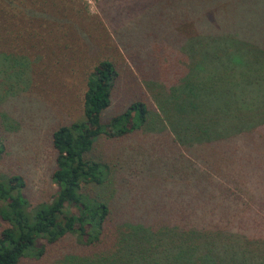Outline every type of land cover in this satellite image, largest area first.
Instances as JSON below:
<instances>
[{
  "label": "trees",
  "instance_id": "obj_1",
  "mask_svg": "<svg viewBox=\"0 0 264 264\" xmlns=\"http://www.w3.org/2000/svg\"><path fill=\"white\" fill-rule=\"evenodd\" d=\"M177 2L182 13H189L188 0ZM4 6L0 0V27L8 29L15 24V13ZM194 39L191 26V51L189 43L182 44L164 70L160 56L142 54L140 60L134 49L128 65L104 58L85 74L80 118L48 132L53 162L49 178L55 185L49 201L31 205L23 195L26 178L9 166V124L3 126L0 118V264L39 256L42 242L53 244L66 234L94 249L121 242L131 248L148 243L157 227L168 226L163 215L173 217L170 224L186 232L187 212L206 214L209 206L228 211L227 195L239 187L241 177H257L264 163L259 151L264 140L252 134L257 126L223 129L220 124L226 104L235 112L253 106L248 92L264 95L259 76H251L259 66L257 46L230 54L228 66L211 65L194 50ZM222 54L220 49L212 53ZM236 85L238 92H232ZM118 89L126 105L106 120L102 113ZM96 141L106 145L93 156ZM179 238L182 242L184 233ZM186 262L184 258L179 264Z\"/></svg>",
  "mask_w": 264,
  "mask_h": 264
},
{
  "label": "rangeland",
  "instance_id": "obj_2",
  "mask_svg": "<svg viewBox=\"0 0 264 264\" xmlns=\"http://www.w3.org/2000/svg\"><path fill=\"white\" fill-rule=\"evenodd\" d=\"M1 1L15 13V24L0 27V118L3 126L9 124L5 137L12 154L9 166L26 178L22 192L31 205L49 201L54 194L48 132L80 118L83 79L99 60L124 67L136 49L140 60L142 54L160 56L164 70L182 44L189 43L191 51L193 26V48L211 65H226L230 54L257 46L259 66L251 76H259L264 88V0H188L189 13H182L177 0ZM208 47L220 49L222 56L215 57ZM238 87L231 91L238 92ZM251 100L253 106L243 105L235 112L232 104H226L227 109L223 104L226 113L220 124L223 129L257 126L252 134L264 140V95L248 92L247 101ZM124 105V93L118 89L102 116L109 119ZM104 145L96 141L92 155L102 153ZM259 151L264 153V145L259 144ZM239 183L227 195L228 211L209 206L206 214H184L186 232L170 224L173 217L163 215L168 226L157 227L148 243L94 249L72 233L53 244L42 242L39 256L28 255L19 264H179L184 258L186 264H264V163L257 177L243 176ZM178 246L184 250H176Z\"/></svg>",
  "mask_w": 264,
  "mask_h": 264
}]
</instances>
